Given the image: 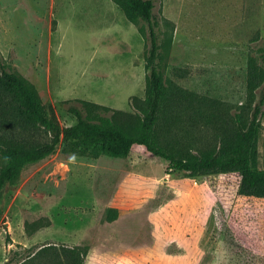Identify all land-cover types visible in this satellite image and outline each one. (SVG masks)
Listing matches in <instances>:
<instances>
[{
	"label": "rangeland",
	"instance_id": "rangeland-1",
	"mask_svg": "<svg viewBox=\"0 0 264 264\" xmlns=\"http://www.w3.org/2000/svg\"><path fill=\"white\" fill-rule=\"evenodd\" d=\"M166 79L235 110L247 100L249 57L264 47V0H154ZM148 28L114 0H0V55L62 128L82 101L132 112L145 98ZM258 138L264 170V106ZM168 161L67 152L27 165L0 197V264L43 244L126 246L120 264H264L232 232L218 175L168 173ZM4 159L0 154V173ZM146 178L142 182L130 178ZM110 208L119 209L108 221ZM15 243V246H10Z\"/></svg>",
	"mask_w": 264,
	"mask_h": 264
},
{
	"label": "trees",
	"instance_id": "trees-1",
	"mask_svg": "<svg viewBox=\"0 0 264 264\" xmlns=\"http://www.w3.org/2000/svg\"><path fill=\"white\" fill-rule=\"evenodd\" d=\"M132 23L143 22L151 47L145 98L131 99L132 112L82 101L72 108L78 121L62 128L51 106L0 55V197L29 164L46 159L63 143L67 152L97 158L168 161V173L189 177L218 175L216 197L230 218L232 232L245 247L264 255V170L259 168L258 138L264 106V47L249 57L247 100L228 108L221 101L185 89L160 69L162 44L154 0H114ZM142 182L146 178L129 176ZM120 210L110 208L108 221ZM99 246V245H98ZM43 244L12 264H120L126 246Z\"/></svg>",
	"mask_w": 264,
	"mask_h": 264
},
{
	"label": "crops",
	"instance_id": "crops-1",
	"mask_svg": "<svg viewBox=\"0 0 264 264\" xmlns=\"http://www.w3.org/2000/svg\"><path fill=\"white\" fill-rule=\"evenodd\" d=\"M10 246H12V247L15 246V243H12ZM8 262H9V264H12V260L11 259H9Z\"/></svg>",
	"mask_w": 264,
	"mask_h": 264
}]
</instances>
